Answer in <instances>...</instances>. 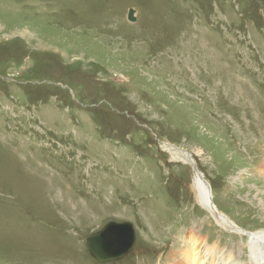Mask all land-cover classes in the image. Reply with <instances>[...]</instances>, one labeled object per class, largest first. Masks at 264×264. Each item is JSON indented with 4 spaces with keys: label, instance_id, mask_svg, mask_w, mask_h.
I'll use <instances>...</instances> for the list:
<instances>
[{
    "label": "rangeland",
    "instance_id": "374dc122",
    "mask_svg": "<svg viewBox=\"0 0 264 264\" xmlns=\"http://www.w3.org/2000/svg\"><path fill=\"white\" fill-rule=\"evenodd\" d=\"M113 220L134 247L103 264H188L191 233L205 264H254L264 0H0V264H102L85 236Z\"/></svg>",
    "mask_w": 264,
    "mask_h": 264
},
{
    "label": "bare ground",
    "instance_id": "6f19581e",
    "mask_svg": "<svg viewBox=\"0 0 264 264\" xmlns=\"http://www.w3.org/2000/svg\"><path fill=\"white\" fill-rule=\"evenodd\" d=\"M134 12H135V10H134ZM164 149L167 152L170 151L172 160L184 161L185 163L187 161V162H189V164L195 162L192 158L187 157L189 154L187 153V151L185 149H181V148L176 147V146H174L173 144H170V143H164ZM186 157H187V160H186ZM193 168L195 169V173L196 174L193 177V182H192V185H191V189L194 192V195L196 197V201L198 203H201L205 207L213 208L212 207V204H213L212 195H211V198H209V191L207 189L208 184L205 181L204 176H202V174H200V172H199L200 169L197 168L196 165L193 166ZM215 210L216 209H214V211H213L214 213H216ZM227 218L223 215L222 218H221L222 220H221L220 223L222 225L228 223L229 224L228 229L231 230V228H229V227L231 225L233 226L234 224H233V221L231 219H230L231 221H228ZM233 228H235V227H233ZM235 229L238 231L240 229V227L236 226ZM244 233H245V231H244ZM188 236L189 237L186 238L187 239V249L184 250L185 254L183 255V260L181 262H184V260H185V262L188 263V264H205L206 260L199 256V253H200L199 248L203 244L204 239L201 238L199 235H197L195 233H191ZM116 241L118 243H120V244L123 243V241L120 240V239L116 240ZM204 245H205V243H204ZM250 247H251V251H252V254H253L252 255L253 263L254 264H264V230L263 231H258V232L253 234V237H251ZM212 249H213V247H212ZM215 250H216V247H215ZM215 250H214V252L210 251V253L212 255L215 254ZM209 264H215V263L212 261Z\"/></svg>",
    "mask_w": 264,
    "mask_h": 264
},
{
    "label": "water",
    "instance_id": "95a60500",
    "mask_svg": "<svg viewBox=\"0 0 264 264\" xmlns=\"http://www.w3.org/2000/svg\"><path fill=\"white\" fill-rule=\"evenodd\" d=\"M129 20L135 21L134 9H129ZM91 256L100 263L122 259L134 246L135 230L131 223L110 221L103 228L85 236ZM120 239L123 243H118Z\"/></svg>",
    "mask_w": 264,
    "mask_h": 264
},
{
    "label": "flooded vegetation",
    "instance_id": "af4514ba",
    "mask_svg": "<svg viewBox=\"0 0 264 264\" xmlns=\"http://www.w3.org/2000/svg\"><path fill=\"white\" fill-rule=\"evenodd\" d=\"M194 160V159H193ZM195 161V160H194ZM196 162V161H195ZM197 164V163H196ZM198 166V165H197ZM199 172H200V174H202V176H204V173L202 172V171H200L199 170ZM204 178H205V176H204ZM206 182H207V184H208V186H207V189H208V191H209V198H211V191H212V188H211V186H210V184L208 183V181L207 180H205ZM213 207V206H212Z\"/></svg>",
    "mask_w": 264,
    "mask_h": 264
}]
</instances>
